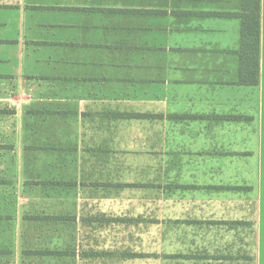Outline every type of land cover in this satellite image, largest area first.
I'll return each instance as SVG.
<instances>
[{
    "label": "crops",
    "instance_id": "0c3cea01",
    "mask_svg": "<svg viewBox=\"0 0 264 264\" xmlns=\"http://www.w3.org/2000/svg\"><path fill=\"white\" fill-rule=\"evenodd\" d=\"M13 1L0 0V57L20 45L26 14ZM240 1L125 12L136 44L101 115L102 150L123 154L122 178L103 189L101 217L140 243L118 264H264V0L256 86L238 84L240 23L222 17Z\"/></svg>",
    "mask_w": 264,
    "mask_h": 264
},
{
    "label": "rangeland",
    "instance_id": "374dc122",
    "mask_svg": "<svg viewBox=\"0 0 264 264\" xmlns=\"http://www.w3.org/2000/svg\"><path fill=\"white\" fill-rule=\"evenodd\" d=\"M138 1L22 0L20 45L0 57V264H118L137 250L102 223L123 154L106 152L101 115L132 61Z\"/></svg>",
    "mask_w": 264,
    "mask_h": 264
},
{
    "label": "trees",
    "instance_id": "16d2710c",
    "mask_svg": "<svg viewBox=\"0 0 264 264\" xmlns=\"http://www.w3.org/2000/svg\"><path fill=\"white\" fill-rule=\"evenodd\" d=\"M222 17L234 18L240 23L238 84L256 86L259 79L260 0H241L237 13Z\"/></svg>",
    "mask_w": 264,
    "mask_h": 264
}]
</instances>
